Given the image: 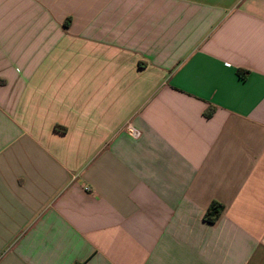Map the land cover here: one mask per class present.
<instances>
[{
	"label": "crops",
	"instance_id": "crops-1",
	"mask_svg": "<svg viewBox=\"0 0 264 264\" xmlns=\"http://www.w3.org/2000/svg\"><path fill=\"white\" fill-rule=\"evenodd\" d=\"M0 264H264V0H0Z\"/></svg>",
	"mask_w": 264,
	"mask_h": 264
},
{
	"label": "trees",
	"instance_id": "trees-1",
	"mask_svg": "<svg viewBox=\"0 0 264 264\" xmlns=\"http://www.w3.org/2000/svg\"><path fill=\"white\" fill-rule=\"evenodd\" d=\"M208 117L211 115V112L206 114ZM62 130L61 128H58ZM224 212V207L219 204H213L205 214V220L211 224H215L222 216Z\"/></svg>",
	"mask_w": 264,
	"mask_h": 264
},
{
	"label": "built area",
	"instance_id": "built-area-1",
	"mask_svg": "<svg viewBox=\"0 0 264 264\" xmlns=\"http://www.w3.org/2000/svg\"><path fill=\"white\" fill-rule=\"evenodd\" d=\"M128 131L134 137H138L139 136V132L137 130L131 128V127H128Z\"/></svg>",
	"mask_w": 264,
	"mask_h": 264
}]
</instances>
